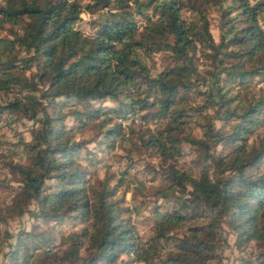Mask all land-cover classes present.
Instances as JSON below:
<instances>
[{
  "label": "trees",
  "instance_id": "trees-1",
  "mask_svg": "<svg viewBox=\"0 0 264 264\" xmlns=\"http://www.w3.org/2000/svg\"><path fill=\"white\" fill-rule=\"evenodd\" d=\"M102 9L92 33L76 26ZM2 30L0 121L37 124L23 160L0 151L17 182L0 180V222H53L5 229L6 264H214L226 228L238 251L256 243L238 264H264V0H0ZM90 142L126 165L99 176ZM147 153L153 199L128 205L146 187L128 167Z\"/></svg>",
  "mask_w": 264,
  "mask_h": 264
},
{
  "label": "rangeland",
  "instance_id": "rangeland-1",
  "mask_svg": "<svg viewBox=\"0 0 264 264\" xmlns=\"http://www.w3.org/2000/svg\"><path fill=\"white\" fill-rule=\"evenodd\" d=\"M105 11H111V10L102 9L93 13L82 12L81 19L76 22V26L81 28L86 33H92L94 31V27L91 24L92 19L102 18L105 15ZM211 31L215 39H218L219 29L216 20V14L214 13L211 14ZM5 32L6 31L4 30L0 31L1 34H4ZM164 63L165 62L161 53L154 54L153 59L149 61L151 71L155 73L156 71L162 68ZM262 83L264 84V82ZM102 103L109 105L115 104V102L110 99H104ZM66 122L72 123V120L70 118H67ZM36 124L37 123H34L32 120L25 119L22 117H18L16 120L10 123H8L5 120L0 121V139L2 140L0 151H4L3 152L4 154L6 153L10 157H13L15 160H23L24 156L22 153V144L20 143L19 139L23 138L24 140H28L31 136V128ZM151 125H154V123L151 122ZM193 130L195 133L200 132V129L198 127H195ZM93 132L94 129L91 128L83 135L88 136L91 135ZM88 146L92 149H95L97 156L102 158V161H99L97 165L98 167L97 173L99 174V176H103L106 164H111V170L117 171L118 169L124 167L127 163L126 159L123 157L119 159L117 155L97 149V147H95V142L88 143ZM184 149L186 153L179 158V163L189 167L191 164L190 160L194 157V154L188 153L187 146H185ZM119 151L120 149H117L116 153H119ZM134 159H136V156H134ZM82 161L83 163L86 162L85 159H82ZM148 162L152 164H156L157 159L156 157L152 155H148L147 153L146 156L133 162L128 167L130 177L133 180L132 185L133 186L138 185V182L141 180L146 186L145 189H141V191L136 188L135 189L132 188L131 191H127L124 193L125 203L128 205L136 204L140 199H148L149 201L153 199V196L149 191L151 190L150 185L156 184L158 181L150 180L149 174L147 172L148 165L146 164ZM1 164L2 161L0 160V180L5 176L9 179L8 183H10L11 185H16L17 184L15 180L16 176L12 175L9 172L8 168L2 166ZM193 169L194 171H196L197 168L193 167ZM0 197L5 202H9L11 200L12 194L10 192V188L8 184L7 185L0 184ZM147 213H148V209L145 210L143 208L141 214L139 215L132 214L134 223L136 224V227L141 235H144L147 232V229L151 223L148 220V218H146ZM36 222L39 223V225L42 227H45L48 224L51 225V223H53V222L44 223L41 220H35L34 218L30 217L27 213L22 214L20 217H10L7 223L0 222V239H2L5 229H7L9 232L15 233L19 228L30 229L33 226V224ZM56 228L70 229L71 223L64 221L63 223L57 224ZM225 236L227 237V243L222 247L221 259L219 260V262H215L214 264H238L239 262L238 257H240L241 255L247 257L248 256L247 253L249 251L255 250L256 248V243L251 242L247 246V250L245 252L238 251L234 246V234L227 228L225 230ZM12 239L13 238H10V240ZM4 241H5L4 243L0 242V248L4 247V245L6 244V240ZM251 258H253V256H251ZM0 264H6V260L2 258L1 253H0ZM132 264H142V263L134 262Z\"/></svg>",
  "mask_w": 264,
  "mask_h": 264
}]
</instances>
